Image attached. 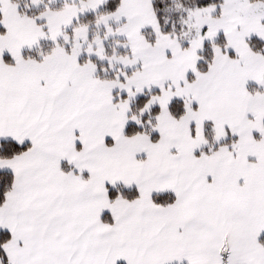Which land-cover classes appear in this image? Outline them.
<instances>
[{"label": "snow or ice", "instance_id": "snow-or-ice-1", "mask_svg": "<svg viewBox=\"0 0 264 264\" xmlns=\"http://www.w3.org/2000/svg\"><path fill=\"white\" fill-rule=\"evenodd\" d=\"M0 264H264V0H0Z\"/></svg>", "mask_w": 264, "mask_h": 264}]
</instances>
